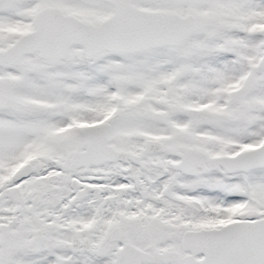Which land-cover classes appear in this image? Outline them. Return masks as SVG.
I'll return each instance as SVG.
<instances>
[{
  "label": "snow or ice",
  "instance_id": "1",
  "mask_svg": "<svg viewBox=\"0 0 264 264\" xmlns=\"http://www.w3.org/2000/svg\"><path fill=\"white\" fill-rule=\"evenodd\" d=\"M0 264H264V0H0Z\"/></svg>",
  "mask_w": 264,
  "mask_h": 264
}]
</instances>
